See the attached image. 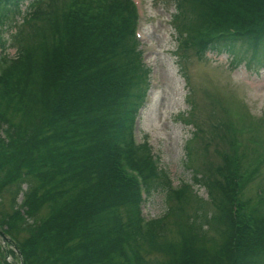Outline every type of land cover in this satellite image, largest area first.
<instances>
[{
  "label": "trees",
  "instance_id": "16d2710c",
  "mask_svg": "<svg viewBox=\"0 0 264 264\" xmlns=\"http://www.w3.org/2000/svg\"><path fill=\"white\" fill-rule=\"evenodd\" d=\"M70 1L0 0L15 49L0 55V225L22 264H264V214L237 198L235 157L201 168L185 141L201 197L134 142L149 68L132 4ZM172 3L181 49L235 60L243 37L245 61L264 60V0ZM141 190L162 194L159 215L143 219Z\"/></svg>",
  "mask_w": 264,
  "mask_h": 264
},
{
  "label": "rangeland",
  "instance_id": "374dc122",
  "mask_svg": "<svg viewBox=\"0 0 264 264\" xmlns=\"http://www.w3.org/2000/svg\"><path fill=\"white\" fill-rule=\"evenodd\" d=\"M132 1L138 12L141 62L150 70L147 102L139 110L135 124L136 142L148 143L157 165L171 178L172 186L181 182L192 184L201 197L206 196L205 189L192 183L191 170L185 166V141L192 138L193 158L201 168L220 166L228 163L225 157H235L241 175L237 198L261 213L264 211V60L245 61L250 50L245 49L243 37H237L242 40L237 41L239 51L235 60L225 52L207 51L198 56L191 48L183 50L178 46V31L171 20L172 0ZM33 7L32 4L30 9ZM12 31L13 27L5 26L0 32L5 39L1 47L8 56L15 53L9 43ZM186 114L189 123L180 120L179 116ZM161 199L162 194L154 191L144 204V216L159 215ZM11 210L6 211L11 214ZM8 222V229L13 232L10 229L13 219ZM26 234L20 232L17 237L25 238ZM0 264H22L12 242L4 243L0 239Z\"/></svg>",
  "mask_w": 264,
  "mask_h": 264
},
{
  "label": "water",
  "instance_id": "95a60500",
  "mask_svg": "<svg viewBox=\"0 0 264 264\" xmlns=\"http://www.w3.org/2000/svg\"><path fill=\"white\" fill-rule=\"evenodd\" d=\"M1 235V234H0Z\"/></svg>",
  "mask_w": 264,
  "mask_h": 264
}]
</instances>
